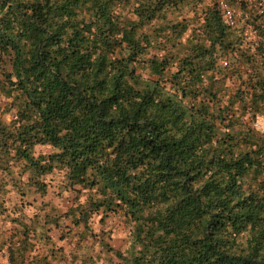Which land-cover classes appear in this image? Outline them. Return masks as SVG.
<instances>
[{"label": "trees", "instance_id": "16d2710c", "mask_svg": "<svg viewBox=\"0 0 264 264\" xmlns=\"http://www.w3.org/2000/svg\"><path fill=\"white\" fill-rule=\"evenodd\" d=\"M237 7L230 29L209 0H0L10 264H264V16Z\"/></svg>", "mask_w": 264, "mask_h": 264}, {"label": "rangeland", "instance_id": "374dc122", "mask_svg": "<svg viewBox=\"0 0 264 264\" xmlns=\"http://www.w3.org/2000/svg\"><path fill=\"white\" fill-rule=\"evenodd\" d=\"M11 114H5L2 116L3 120H8L10 118ZM44 147H38V152H44ZM48 198V197H47ZM71 195L64 193L62 195V198H58L57 196H52L49 200L50 204L55 206V211L57 212H63L66 209V206L70 205ZM96 223L94 224V227L97 229L104 230V237L107 242L111 244V246H114L115 248L124 249L125 242H126V230L123 228V223L121 218L117 216H111L105 220L103 224L98 223V219L94 218ZM5 225V223L0 222V228L1 226ZM2 230V229H1ZM109 233V235H107ZM90 240V239H88ZM97 250V249H96ZM4 254H6L4 251H0V261L4 257ZM111 252H102V260L98 262V264H110L108 261V258L111 256ZM111 259L115 261L116 259L114 255L112 254Z\"/></svg>", "mask_w": 264, "mask_h": 264}, {"label": "built area", "instance_id": "2783aa9c", "mask_svg": "<svg viewBox=\"0 0 264 264\" xmlns=\"http://www.w3.org/2000/svg\"><path fill=\"white\" fill-rule=\"evenodd\" d=\"M212 4H214L221 16L224 24L228 26L230 29H235L238 27L240 22V11L237 7L238 4L244 3L246 4L247 8L254 10L256 13L264 16V0H209ZM249 38L253 40V43L256 41V32L253 28H250L249 31ZM225 64V62H223ZM255 126L260 125V121L256 120L254 122ZM69 248L67 250V259H70L71 250L74 248L75 243L71 239H68ZM0 264H10L7 260V254H4V257L1 259ZM25 264H29L28 262Z\"/></svg>", "mask_w": 264, "mask_h": 264}, {"label": "crops", "instance_id": "0c3cea01", "mask_svg": "<svg viewBox=\"0 0 264 264\" xmlns=\"http://www.w3.org/2000/svg\"><path fill=\"white\" fill-rule=\"evenodd\" d=\"M43 250V249H42Z\"/></svg>", "mask_w": 264, "mask_h": 264}]
</instances>
